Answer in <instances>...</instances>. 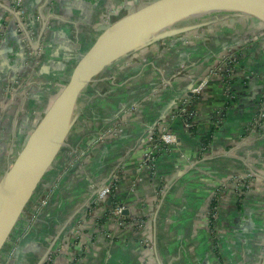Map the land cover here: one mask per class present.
<instances>
[{
	"label": "crops",
	"instance_id": "crops-1",
	"mask_svg": "<svg viewBox=\"0 0 264 264\" xmlns=\"http://www.w3.org/2000/svg\"><path fill=\"white\" fill-rule=\"evenodd\" d=\"M152 1L24 0L21 25L0 0V178L97 36ZM227 57L226 78L216 67ZM184 97L187 118L176 114ZM263 102L264 24L253 16L213 14L106 66L0 264H264ZM163 128L177 143L158 139Z\"/></svg>",
	"mask_w": 264,
	"mask_h": 264
},
{
	"label": "water",
	"instance_id": "water-1",
	"mask_svg": "<svg viewBox=\"0 0 264 264\" xmlns=\"http://www.w3.org/2000/svg\"><path fill=\"white\" fill-rule=\"evenodd\" d=\"M7 10L22 25L19 16L10 7ZM220 11L246 13L264 24V0H154L117 19L97 36L0 178V250L63 146L82 96L95 76L155 40L200 24L177 28L176 22L207 18Z\"/></svg>",
	"mask_w": 264,
	"mask_h": 264
},
{
	"label": "built area",
	"instance_id": "built-area-1",
	"mask_svg": "<svg viewBox=\"0 0 264 264\" xmlns=\"http://www.w3.org/2000/svg\"><path fill=\"white\" fill-rule=\"evenodd\" d=\"M24 0H10V9L15 12L19 17H22L23 5ZM224 65V72L227 74L230 73L231 68L228 65H226V60H223ZM221 62V63H222ZM221 66V65H220ZM207 82V77H204L200 82H198L196 85H194L190 90L192 93L198 94L202 91L203 87L205 86ZM264 106V104H262ZM176 114L181 117H190L192 116V109L190 108L189 104V97L180 98L178 100L177 106H176ZM174 115H172L173 117ZM264 117V108H261L258 112V118ZM149 139L151 140L152 137L150 136ZM158 139L166 144H172L177 143V136L173 132H170L167 128H163L162 132L158 135ZM147 158L149 157V154H146ZM113 186L112 183H108L104 185L96 194V199L98 200H105L106 198H109L112 194ZM46 197L44 196L39 200V202L35 206V210H38L41 206H43L46 203ZM110 214L112 217H114L116 223L121 224L124 218L123 214V206L115 204L111 207Z\"/></svg>",
	"mask_w": 264,
	"mask_h": 264
},
{
	"label": "bare ground",
	"instance_id": "bare-ground-1",
	"mask_svg": "<svg viewBox=\"0 0 264 264\" xmlns=\"http://www.w3.org/2000/svg\"><path fill=\"white\" fill-rule=\"evenodd\" d=\"M230 14H232V12H229V11H220V12L217 13V16L218 17L219 16H227V15H230ZM235 14H237V13H235ZM238 14L244 15L246 13H238ZM209 19H210V17H207V18H198V19H195V20H192V19H183V20H180V21L176 22L174 26L177 27V28L178 27H185V26H190V25H193V24H198V23L207 21Z\"/></svg>",
	"mask_w": 264,
	"mask_h": 264
},
{
	"label": "rangeland",
	"instance_id": "rangeland-1",
	"mask_svg": "<svg viewBox=\"0 0 264 264\" xmlns=\"http://www.w3.org/2000/svg\"><path fill=\"white\" fill-rule=\"evenodd\" d=\"M245 16H251V15H245ZM223 60H226L227 62H226V65H228V63H229V67H230V59H229V57H227V58H225V59H223ZM76 64V63H75ZM222 68V71H220V72H222L223 73V75L227 78L228 76H229V74L230 73H226V72H224L223 70V68H224V65H223V62H222V66H220L219 64H218V66L216 67V69H221ZM230 72H232V69H231V71ZM71 74V73H70ZM63 88V87H62ZM61 91V90H60ZM57 96V95H56ZM55 96V97H56ZM263 104H264V102H263ZM261 108H264V106L262 105V106H260V108L258 109V111H257V113H256V122L254 121V123H259V122H261L263 119H264V117H261V118H258V112H259V110L261 109ZM183 118H187V117H183Z\"/></svg>",
	"mask_w": 264,
	"mask_h": 264
},
{
	"label": "trees",
	"instance_id": "trees-1",
	"mask_svg": "<svg viewBox=\"0 0 264 264\" xmlns=\"http://www.w3.org/2000/svg\"><path fill=\"white\" fill-rule=\"evenodd\" d=\"M211 138V133L207 134L203 139H202V146H205L208 144ZM111 201V200H110Z\"/></svg>",
	"mask_w": 264,
	"mask_h": 264
}]
</instances>
